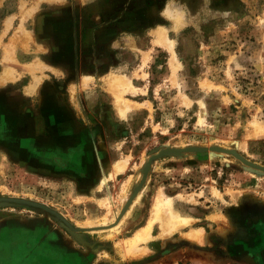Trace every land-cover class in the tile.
<instances>
[{
    "label": "rangeland",
    "instance_id": "1",
    "mask_svg": "<svg viewBox=\"0 0 264 264\" xmlns=\"http://www.w3.org/2000/svg\"><path fill=\"white\" fill-rule=\"evenodd\" d=\"M261 169L264 0H0V199L82 230L0 201V264H264Z\"/></svg>",
    "mask_w": 264,
    "mask_h": 264
},
{
    "label": "water",
    "instance_id": "2",
    "mask_svg": "<svg viewBox=\"0 0 264 264\" xmlns=\"http://www.w3.org/2000/svg\"><path fill=\"white\" fill-rule=\"evenodd\" d=\"M238 159H240L244 164L246 165H250V166H253V164L247 162L246 160H244L241 156H239L237 153H233ZM169 155V152H166V153H163V154H160L159 156H154L152 158H150L149 160V164L148 166H146L145 168V172L147 173L149 171V165L152 163V161L154 160H158V159H162V158H165ZM183 154H178L177 157H182ZM264 170V169H263ZM0 201H5V202H12V203H20V204H25V205H28V206H33V207H37V208H41V209H44L48 212H50L51 214L55 215L57 218H59L64 224H66V226L73 232H80L79 229H77L76 227H74L71 223H69L64 217H62V215H60L59 213H57L56 211L44 206V205H41V204H38V203H34V202H31V201H27V200H22V199H12V198H1Z\"/></svg>",
    "mask_w": 264,
    "mask_h": 264
},
{
    "label": "crops",
    "instance_id": "3",
    "mask_svg": "<svg viewBox=\"0 0 264 264\" xmlns=\"http://www.w3.org/2000/svg\"><path fill=\"white\" fill-rule=\"evenodd\" d=\"M218 150H221V149H218ZM225 152V150H222ZM178 157L175 156V159H177ZM167 159H172V157L170 156H167L165 158H162L160 160H158L157 164L155 165V167L153 168L152 170V173L148 179V182H147V185H146V190L145 192L143 193L139 203L137 204V206L134 208L133 212L130 213V217L126 220L125 224L128 223L130 220L132 221L135 217H137L139 215V211L141 210V208L144 206V203H145V200L146 198H148L150 196V194L152 192H154V188L157 184V180L159 178L160 175L157 174V168L159 167V163L162 161V160H167ZM107 160L110 161V158L109 156L107 157ZM173 170H176L175 168H173ZM138 184V183H137ZM135 187V186H134ZM185 216L186 218H188L189 220H195L192 216H188V215H183ZM154 226V225H153ZM152 226V233L151 235H153V231H154V228L155 226L153 227ZM182 228V227H181Z\"/></svg>",
    "mask_w": 264,
    "mask_h": 264
},
{
    "label": "bare ground",
    "instance_id": "4",
    "mask_svg": "<svg viewBox=\"0 0 264 264\" xmlns=\"http://www.w3.org/2000/svg\"><path fill=\"white\" fill-rule=\"evenodd\" d=\"M211 150H214V151H219V152H223V153H226V154H230V153H227V152H224V151H222V150H217V149H211ZM190 151V150H189ZM192 151H199V150H192ZM202 151V150H201ZM169 152V155L170 154H172V153H181V152H187V151H178V150H172V151H168ZM166 153V152H165ZM161 154H163V153H161ZM160 154H158V155H156V156H159ZM233 155V154H232ZM239 155V154H238ZM155 156V157H156ZM233 156H235V155H233ZM154 157V156H153ZM236 157V156H235ZM237 158V157H236ZM238 159V158H237ZM244 159V158H243ZM240 160V159H239ZM245 160V159H244ZM155 161V160H154ZM154 161H152V164L154 163ZM241 161V160H240ZM248 162V161H247ZM250 163V162H249ZM247 166H249V167H251V168H257V167H255V166H250V165H247ZM259 171H262V172H264V170H259ZM164 203L167 205L166 207L168 208V205H169V203H170V200L168 199V200H164ZM168 210H171L170 209V205H169V208H168ZM79 231H82L81 229H79Z\"/></svg>",
    "mask_w": 264,
    "mask_h": 264
}]
</instances>
